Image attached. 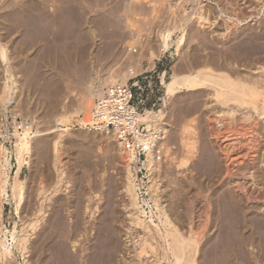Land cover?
<instances>
[{
	"label": "rangeland",
	"instance_id": "374dc122",
	"mask_svg": "<svg viewBox=\"0 0 264 264\" xmlns=\"http://www.w3.org/2000/svg\"><path fill=\"white\" fill-rule=\"evenodd\" d=\"M186 1L185 3L184 0H0V38H2L4 45L11 49L9 50V55H11L10 65H8V62L0 61V98L2 96V86L6 80L7 68L10 66V69L14 72L12 77L14 83L11 79L8 80L9 85L12 87L9 90V97L11 98L6 102L0 99V142H3L6 147L12 148V144L16 140L14 135L15 127L22 122L23 117H28V119L34 117V122H36L38 127L50 129V127L53 126L52 121L55 123V119L58 117L57 115L62 114L60 112L64 113L65 109L66 111L74 112L72 110H76V108L80 106H76L80 103L77 102L80 99L79 97H81L82 91L85 94L87 87H89V82L90 84L93 82L99 84L100 78L102 79L111 68L115 71H126L129 65H138L137 62L140 59H142L144 69L150 68L149 70L154 72V78L159 76L163 77L164 72L167 71L165 75L166 80L172 73L174 63H178L181 67L183 64H191L194 66L209 64V66H216V63H220L224 68L231 71L235 69L239 71V69L242 70L246 68V66L250 69L251 67H262L264 65V63L262 64L261 62L262 60H260L264 57V50L261 51V53L260 48H258L260 45H264V37L260 38L264 36V0H201L203 9L210 16L212 22L207 26H191L192 29H190L189 32L188 46L186 45L179 58L175 55V47L173 46L169 51L160 53V57L155 56V58L159 57V59H154L155 63L150 62L149 49L151 46L157 45L158 38L154 35L156 30L172 27L180 18V15L182 16L185 11L190 13L192 8L198 6L195 0ZM170 3H173V8L170 7ZM233 9L234 11H232ZM177 15L179 16L177 17ZM228 15L232 17L238 16L239 19H242V22L240 25L236 26L237 28H232L231 33L226 37L223 35L225 28L224 20L228 18ZM80 32H82L81 34L83 35H81ZM134 50L136 52H134ZM84 87H86V89ZM164 93L165 87L163 95ZM207 95L208 92L206 90L195 93H181L175 100L176 102H171L167 109L163 105V100L154 108H164L165 110L171 108V114L167 119H169V124H171L169 128L172 130H170L169 140L165 143V146L167 145L169 149H164L162 157L160 158L161 166L159 168L161 169V167H163L162 181L159 189L163 198L162 201L164 205L167 206L173 219L175 218V221L178 220L179 224L182 223L186 228L193 224V228L197 229L199 232L203 230L201 233L203 244L209 240V237H212V233L209 232V224L203 222V219L205 220L207 218L204 216V212H207L209 209L208 212L211 211L213 213L212 206L210 208L208 203L211 199L209 193L212 195V193L217 191L218 194H216L218 196L220 191L217 188L224 184H222V180L226 182L224 185L226 187L222 186L224 188L220 187L219 189H229V193L230 191H234L233 188H235V184L231 182V178L237 177L233 175L238 176L242 183L247 184L245 194L247 193V195L253 197L248 196L250 197L249 199L252 198L249 200L250 202L248 201L247 195L244 198L245 202H248L244 205H247L246 208L249 210V213L247 212L249 219L256 216L261 218L264 217V118L258 120L253 118L246 123L248 126L247 129L253 131L251 135L248 136H252L253 139H250V142L249 140H244V138L241 139L240 143L243 145L239 144L240 146L238 145L237 149L234 151L236 155L238 154L237 157L241 159V162L237 163L238 168L241 165L244 167L241 166L242 168L240 167L238 169L236 164L235 168L237 169L234 168L233 172L231 170L233 173L232 177L227 179L218 178V174L208 176L210 178L207 177L208 174L203 176L202 173L204 171L201 173L202 169L198 168L201 165L199 166L198 164H203L206 160L211 161L208 159H214V157L215 159L218 157V160L221 161V153L219 154L220 151H218L219 149L217 150L218 146H216L214 141L210 138L209 132L211 129L208 128L210 127L208 122H213L218 126V122L215 119L217 115H220L218 113H220L223 108L215 103L212 97ZM70 106L72 108H69ZM214 116H216V118L212 119ZM209 118H211V121ZM29 121H31V119H29ZM186 125L192 126V135L194 136L197 146L194 151L195 158L192 159V164L195 162L194 164H197L196 167L199 169L195 170L196 167L193 164L191 167L193 166L192 169L195 175H193L192 169L191 172L188 173L192 174H190V176H196L198 178L188 176L187 173L185 174L182 172L181 167L177 166L178 161H180L182 158L181 156H183L181 129ZM240 125H242V123L238 122L236 126L229 127L224 125V127L235 130ZM79 127L80 125L76 121H73V131L78 132H72L73 134L71 136L74 137V134L76 135L77 133L79 135L81 133L82 130H80ZM69 136L66 137L70 139ZM68 138L66 139L69 140ZM49 139L50 135L44 136L43 140L41 138V144L45 145L43 142H47ZM101 139L99 137L97 139L96 136L91 139L85 138L80 144L77 143L75 146L72 144L74 149L71 145H65V150L63 149L64 159L67 160L66 163L68 168L66 167V170H68L69 174L72 169V164H79L84 160L83 158V160H79L76 157L72 159L75 154L74 151L90 154L89 164L91 163L93 165H91V167H94V165L98 164V161H102V159L104 160L99 163L100 166L110 163L109 166L108 164L102 166L104 171L101 170V167V169L96 167L95 171H98L97 174H99H94V176L91 174L93 171L92 168L86 170L87 164L81 162L83 166L81 171L84 173L80 174L78 179H72V182L69 184V189L75 190L78 193L80 190L89 188L91 190V186H94L96 190L99 189L98 194L103 198L102 200L100 199L101 203H99L103 207L102 211L106 209V205L110 204H107L105 197L112 195V204L110 205L114 208L116 207L114 211V213L117 211L118 223L116 224L119 226L120 231L122 230V232H120L121 246L122 249L129 248L123 262L126 264H133L132 262L137 264L136 260L138 262L139 258L136 257L132 248V246H134V241L132 242L133 239L130 241L133 235H131V237L130 233L128 234V232H125L128 230L130 218L129 209L127 208L129 201L124 191V173L121 172L123 171V167L117 160V153L114 145L111 146L112 144L110 145L109 142H103V144H101ZM41 144L40 140L38 144L36 142V150L39 152L36 151L30 167L26 166L21 174V178L27 179L28 197L23 208L20 210V214L14 211V202L11 200V197L4 200L0 226H2L5 232L13 228L15 224L17 229L21 230L25 221L31 220L34 216L32 215L34 214L33 211L38 206L37 203H39V199H37L38 192L36 190L39 181L38 170L40 166L38 165L41 158L39 154L42 149L46 147V145L41 146ZM40 146L41 151L38 149ZM69 147H71V149ZM215 149L217 152H215ZM68 153H70V155H68ZM66 154L68 156H66ZM211 154H213L212 158L210 157ZM112 156H115V158L113 157L114 159H112ZM144 156L145 155H142L140 157L141 160L137 165V182L140 187L141 204L149 209V196L146 193V181L148 178L146 177ZM109 159L113 161L111 162ZM114 161H117L119 165ZM11 163V177H13L16 170L14 156L11 157ZM104 166H107V168L104 169ZM179 168H181V170H179ZM159 169L157 168L155 173H158ZM178 171H181L183 174L181 172L177 174ZM89 174L94 178H90ZM204 174L206 173L204 172ZM178 175L179 177H177ZM242 175L243 177H241ZM213 176L215 179H213ZM185 177V180H188L185 182L189 183L192 178L193 181L196 179V183L192 181L193 184L189 183L187 185V183L184 182ZM200 177L201 180L198 182ZM211 177L212 182L219 179L220 185H218V182L213 185L211 180L209 181ZM229 180L230 183L227 184ZM183 182L186 185H184ZM49 183L50 181H48L46 185H49ZM182 184L185 187H189L188 190L190 189L189 192L191 195L185 188V192L182 190ZM191 184L192 187L190 188ZM207 184L209 185L207 186ZM231 184H234V187ZM210 185L212 189H208ZM246 189H248V192ZM62 192H59L60 195H63L64 192ZM185 193L188 195H185ZM80 197H82V195ZM255 200L257 201L255 202ZM50 202L51 200L46 202L47 213L50 212L49 210L52 206V202ZM35 203L37 206H35ZM31 208L33 211H31ZM208 212L205 215L212 217L211 215L214 213L207 215L209 214ZM102 213L106 214L105 211ZM83 214L84 221L88 225L91 224L89 213ZM80 216L82 218L81 213ZM64 217L67 223L72 221L66 211ZM53 219L54 217L52 216V221ZM153 219L155 221L153 223H157L156 218L154 217ZM190 221L191 223H189ZM202 223H205V225H202ZM201 226H203L202 230ZM205 226H207V228ZM204 230L205 232L207 230V232L205 233ZM248 230L251 231L248 232ZM248 230L247 234H249L246 236L248 242L246 241V245L243 247L244 249L241 248V246L240 248L232 247L228 252V257L233 254L230 257L233 264H264V244L263 246L261 244L262 248L259 241L260 235L257 232L255 233L251 228ZM253 235H255V238ZM38 237L39 231L37 229L31 239V246L33 248L31 247L30 251L32 255L28 257L30 264H36L33 260H35L36 257V251L34 249L38 246ZM7 238L8 242L11 243V236L8 235ZM80 238L84 239L85 235L80 236ZM68 245L70 250L73 251V243L69 241ZM205 247L204 250L207 249ZM12 249L13 255L2 257L0 259V264H25L17 248L12 246ZM204 256L202 255V259H199L200 264H212L214 260V263L218 264V261L215 259L218 257L217 255L214 257L207 255L210 257V261H207L209 257H205L208 263L204 260ZM211 258L214 260L211 261ZM218 258L224 262L227 260V257L222 258L221 256L220 258L219 256ZM221 260H219V264ZM224 262H222V264Z\"/></svg>",
	"mask_w": 264,
	"mask_h": 264
},
{
	"label": "bare ground",
	"instance_id": "6f19581e",
	"mask_svg": "<svg viewBox=\"0 0 264 264\" xmlns=\"http://www.w3.org/2000/svg\"><path fill=\"white\" fill-rule=\"evenodd\" d=\"M184 1L185 3L187 2L186 0ZM195 1H197L198 6L192 8L190 13L185 11L182 16L180 15V18L172 27H166L164 29L156 30V33L154 35L158 38L157 45L151 46L149 49L150 62L155 63L154 59H159L160 53L169 51V49H171L173 46L175 47V55L179 58L186 45L188 46L189 32L190 29H192L191 26H207L210 24V22H212L210 16L203 9L202 1ZM169 5L171 8H173V3H170ZM234 9L232 11H234ZM222 11L226 13L224 10ZM178 16L179 15H177V17ZM241 22L242 19H239L238 16L232 17L231 15H228V18L224 20L225 28L223 35L227 37L231 33L232 28L240 25ZM81 33L82 32H80V34ZM262 37L264 36H261L260 38ZM2 41V38H0V61L8 62V65H10L9 62L11 60V55H9V50L11 49L6 47V45H4ZM258 48H260L261 52L264 50V45H260ZM155 56L159 57L155 58ZM263 58L260 59L262 60V64L264 63ZM137 64V70L142 71L144 69L142 59L138 60ZM216 64V66H209V64H199L198 66L183 64L181 67L178 65V63H174L170 77L167 80L165 79L167 71L164 72L162 77L165 87L163 105L167 109L168 105L171 102H176L175 100L181 93H195L198 91L206 90L208 92V95L213 98L212 100L215 101V103H217L219 106H222V111L218 113L220 115H217V118L216 116L212 117V119L216 118L215 120L218 122V126H216V124L213 122H208L210 126L208 128L211 129V131L209 132L211 137H209L212 141H214V144L218 146L217 150L219 149V154L221 153V161H219L218 157L215 155V152H217V150L215 149L214 155L217 157V159H215V157L213 159V154H211L212 156L210 155V157L212 159H208L211 161L206 160L205 163L198 164L199 166L201 165L198 168L202 169L201 173L203 171L206 173L204 174L203 172V176H206L208 174V177L213 174H218V178L227 179L232 177V172L236 167V164L241 162V159L237 157L238 154L236 155V153H234L239 144L243 145L242 143H240L241 139L244 138V140H249V142L250 139H253L252 136V138L249 137L251 135V132L253 131H249V129H247L248 126L246 123L253 118L256 120L264 118V65L262 67H251L250 69L246 66V68L242 70L239 69L238 71L237 69H235L237 71H231L224 68V66L220 63ZM134 67L135 66L129 65L126 71H115L111 68L106 73V75L102 77V79L100 78L99 84H96L93 81V83L91 82L92 84H90L89 82V87H87V89L86 87H84L86 89L85 94L82 91L84 95L81 93L80 96L82 98L79 97L80 99L77 102L80 103L76 106H80L77 107L76 110H72L74 112H69L68 110L67 112L65 109L64 113L60 112L62 113L61 115L58 113L59 115H57L58 117H56L55 123L54 121H52L53 126L51 125L52 127H50V129H43L41 127H38L36 122H34V117L29 118L31 119V121H29L28 117H23L22 122L19 125L17 124V126L15 127L14 135L16 137V140L13 142L12 148L6 147L3 142H0L1 219L4 200L8 199L9 197H11V200L14 202V211L17 214H20V210L21 208H23L24 203L26 202L28 197L27 179L21 178V174L26 166L30 167L33 156L37 151L36 142L38 144V141L40 140L41 144L43 137L46 135H50V139L47 142H43L45 143L46 147H44L42 151L41 146H43L44 144H41L40 148L38 147V149L41 151L39 154L41 156L40 163L38 165L40 166L38 170L39 181L38 188H36L38 192V194H36L38 195L37 199H39V203H37L38 206L35 203V206L37 207L34 209V211L32 209L33 207L31 208V211L34 212V214L32 215L34 216L31 220L27 222L25 221V223L23 224L24 226L21 230L17 229L16 224L13 225V228L8 229L6 232L4 231L2 226H0V259L2 257L13 255V246L17 248V250L23 257L25 264H30V260L28 257L32 255L30 254L32 247L31 239L34 232L38 229V246H35L36 249H34L36 251L35 255L37 258L35 257V260H33V258L31 257L33 262L35 261L36 264H126L125 262H123V260L129 248H124V250L121 246L120 232H122V230L120 231L119 226L116 224L118 223L116 215L117 211L114 213L116 207L114 208L110 205L112 204V195L109 197H105V201L107 202V204H110L106 205V209H103L102 211L103 207L99 203H101L100 199L102 200L103 198L98 194L99 189L96 190L94 186H91V190L94 189L93 191H91L90 188L86 190H80V195L77 191L69 189V184L72 182V179H78L80 177V174L84 173L81 171L83 168L82 163L87 164L86 170L92 168L93 171L92 173L90 172L92 175L97 174L98 171H95L96 167H99V169H101L103 165L108 164L106 162L107 164L102 163L103 165L101 164L102 166H100L99 163L103 162L104 160L101 158L102 161L97 160L99 163L97 162L98 164L94 165V167H91L92 164H89V160L91 157L90 154L74 151L76 155L74 154L75 156H71L72 159L76 157L79 160L82 158L84 160L82 159V163L80 162L79 164H72V171L70 170V174L68 173V170H66V167L68 168V166L66 163L67 160L64 159L65 157L63 151V149L65 150V145H71L72 147V144L73 146H75L77 143L80 144L83 139H91L94 136H96L97 139L98 137L100 139L102 138L100 140L101 144H103V142H109L110 145L112 144L111 146L114 145L115 151L117 153V160L123 167V171H120L124 173V191L127 196L126 198H128L127 200L129 201V207L127 206V208L129 209L128 212L130 218L128 230H126L125 232H128V234L130 233V236L133 235V238H129L130 241L131 239H133L132 242L134 241V246H132V248L133 252H135L136 257L139 258V264H200L199 259L202 255H210L211 257L217 255L218 257L220 256V258L221 256L222 258L227 257V260L224 259L226 260V263L223 260L219 259L217 256L216 257L218 258V260L217 258L215 259L216 261H218V264L220 262L219 260H221L220 264H222V262H224L223 264H233L230 259L233 254L228 257V252L232 247H245L246 241L248 239L246 236L249 234H247V230L250 228L253 229L255 233L257 232L260 235V246L261 244L263 246L264 217L261 218L259 216H256L253 218L250 215L251 219H249V215L247 214L249 210H247L246 208L247 205H244L247 202H245L244 199L247 195V193L245 194V188L247 184L242 183L240 178L235 175L233 176L237 178H231V182L235 184V188H233L234 191H230L229 193V189L225 188L227 191L225 189H219L226 184V182H223L222 180V184H224H221L222 186L217 188L221 194L219 193V195L217 196V191H215V193H212V195H210L209 193V196H211L209 202L207 201L209 196L207 197L206 201L209 203L210 208L212 206L213 210H210H212L214 213L213 214L211 211L208 212L209 209H206L209 213L207 215H210L211 213L214 215V217L213 215H211L213 218L206 216L205 214L207 212H204V216L208 219L206 218L207 221L206 219H203V222H207V224H209L210 229L209 227L208 229L209 232L212 233V237H209V240L205 244H203L201 240L203 226H201L202 231L199 232L197 229L193 228V224L186 228L184 227V225H182V223L179 224L178 220L175 221V218L173 219L167 209V206L164 205V202L162 201L163 198L159 192L163 174V167L159 169L161 166L160 158L162 157L164 149H169L167 145L165 146V143L167 142V140H169L168 138L171 132L170 130H172L169 128L171 124H169V119H167L171 114V108H169V110H165L164 108L146 109L144 112L137 114L134 127L138 128V131L135 132L133 140L129 138H124L121 140L115 134V131H111V129L106 128V124L103 127L99 125V122L103 120L102 118H99L97 114L99 101L104 98L105 92L108 88H118L128 84V79L131 76L129 70L130 68ZM6 71V80L2 86V96L0 98L3 100V102H6L11 98L9 97V90L12 87L9 85L8 80L11 79V81L14 83V80L12 79L14 72L12 71V69H10V66ZM114 91L115 89L111 90V92ZM69 108L72 107L70 106ZM210 119L211 118H209V120ZM73 121H76L80 125V130H82L79 135L77 133L76 135L74 134V137L71 136L73 134L72 132L78 131H73ZM107 121H109L108 118ZM238 122L242 123V125L238 126V128H236L235 130L224 127V125L229 127L236 126ZM141 124L145 125L146 132L144 133L139 131V126ZM191 127L192 126L190 125H186L181 129V144H183V156H181L182 158L180 159V161H178V165L176 164L178 167H181L182 172L185 174L187 173L188 176H190L191 174H189L188 172H191V169L193 167H191V165L195 163L194 162L192 164V159L195 158L194 151L197 147L194 136L192 135L193 131ZM66 136H69L70 139ZM66 138H68L69 140H67ZM139 146H141V149L145 152L144 165L146 170V177L148 178V180L146 181V193L149 196V209L144 207L140 201V187L137 182V165L141 160L139 155ZM71 147L69 148L71 149ZM68 155H70V153H68ZM68 155L66 154V156ZM13 156L15 160L16 170L13 177H11V157ZM113 157L115 158V156H112V159H114ZM109 161L111 160L109 159ZM114 162L119 165L117 161ZM196 166L197 164L195 165V167ZM105 168H107V166H104V169ZM157 168L159 169V172L155 173ZM181 168H179V170H181ZM198 168L196 167L195 170ZM101 170H103V168ZM179 172L181 171H178L177 174H179ZM193 175H195L194 171ZM243 175L241 177H243ZM89 177L92 178L93 176L90 175ZM177 177H179V175ZM192 178L198 177L193 176ZM192 178L190 179L191 181L189 180V183H192ZM185 179L186 177L184 178V182L188 181ZM213 179H215V177ZM195 180L193 181L194 183H196ZM200 180L201 177L199 178L198 182H200ZM210 180L212 182V177L211 179H209V181ZM218 180H214L215 182H212L213 185L217 184V182L218 185H220V180ZM48 181H50V183L49 185L47 184V186L46 183H48ZM184 182L183 184L186 185L185 183L187 182ZM189 183H187V185ZM228 183H230V180L227 182V184ZM192 184L190 185V188L192 187ZM209 184H207V186ZM210 187L211 185L208 187V189ZM182 188L184 192L186 189L190 194V189L188 190L189 187L183 186ZM235 189L237 191V194ZM60 191L64 192H62L63 195H60ZM246 191L248 192V189H246ZM186 194L187 193H185V195ZM215 194L217 197L215 196ZM81 195L82 197H80ZM248 196L251 195H247L248 201L253 198L251 196L252 198L249 199L250 197ZM50 200L52 202V206L49 210L50 212L47 213L46 202ZM257 200H255V202ZM65 211L68 212L69 217L72 220L69 223H67L64 217ZM104 211L106 212V214L102 213ZM80 213L82 215V218L80 216ZM83 213H89L91 224L88 225L84 221ZM52 216L54 217L53 221ZM154 217L156 218L157 223H153L155 222L153 219ZM189 223H191V221ZM203 224L205 225V223H202V225ZM207 226L205 227L207 228ZM250 231L251 230H248V232ZM8 235L11 236V243L8 242ZM82 235H85L84 239L80 238V236ZM253 236L255 238V235ZM69 241L73 243V251H71L69 248ZM204 247L207 249L204 250ZM206 256H204L203 258H205ZM206 258L204 259L205 261ZM208 260L210 261V257L209 259H207V261ZM213 260L214 259L211 258V261ZM138 262L136 260L137 264ZM214 262L215 260L213 261V263H211L215 264ZM132 263L135 264L134 262Z\"/></svg>",
	"mask_w": 264,
	"mask_h": 264
},
{
	"label": "built area",
	"instance_id": "2783aa9c",
	"mask_svg": "<svg viewBox=\"0 0 264 264\" xmlns=\"http://www.w3.org/2000/svg\"><path fill=\"white\" fill-rule=\"evenodd\" d=\"M134 68L129 70L131 76L128 84L118 88L110 87L106 90L104 98L99 101L97 112L98 117L103 119L99 125L103 127L106 124V128L115 131L121 140L134 139L135 132L138 131V128L134 127L137 114L146 109H154L161 100L164 101L163 78L160 76L154 78V72H151L150 68L142 71H138L136 66ZM113 89L115 91L111 92ZM139 131L146 132L145 125L141 124ZM141 148L139 146L140 157L145 154Z\"/></svg>",
	"mask_w": 264,
	"mask_h": 264
}]
</instances>
